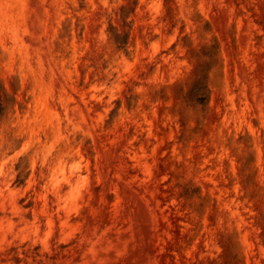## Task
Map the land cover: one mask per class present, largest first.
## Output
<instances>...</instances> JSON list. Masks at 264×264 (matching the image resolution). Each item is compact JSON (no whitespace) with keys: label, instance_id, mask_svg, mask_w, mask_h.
Here are the masks:
<instances>
[{"label":"rangeland","instance_id":"rangeland-1","mask_svg":"<svg viewBox=\"0 0 264 264\" xmlns=\"http://www.w3.org/2000/svg\"><path fill=\"white\" fill-rule=\"evenodd\" d=\"M0 264H264V0H0Z\"/></svg>","mask_w":264,"mask_h":264}]
</instances>
